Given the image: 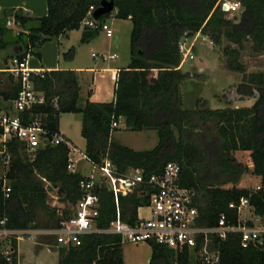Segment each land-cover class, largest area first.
<instances>
[{
	"label": "trees",
	"instance_id": "16d2710c",
	"mask_svg": "<svg viewBox=\"0 0 264 264\" xmlns=\"http://www.w3.org/2000/svg\"><path fill=\"white\" fill-rule=\"evenodd\" d=\"M101 1L48 0V13L42 17L27 15L22 9H5L0 17V50L23 42L24 51L16 55L21 58L35 55L41 59L36 48L70 30L80 29L90 6H99ZM240 1L244 10L239 21H235L226 17L219 0H115L116 16L131 19L133 28L131 62L118 73L114 100L88 99L80 105L78 73L45 70L33 75L35 88L45 101L26 112L27 119L32 121L40 115L52 138L60 131L61 113H82L87 158L98 167L110 159L119 176L131 169H141L149 176L161 172L168 161H178L182 184L194 189L203 225L217 224L224 212L229 222L237 223V209L229 205L238 203L242 197L249 199L255 214L264 216V70L249 72L241 61L240 49L225 47V67L241 74L237 93L243 97L257 92L254 105L211 109L207 101L199 99L196 108L189 110L183 107L181 94L182 83L197 74L180 68L179 41L184 36L201 31L216 45H221L225 37L235 44L252 40L254 49L264 47V0ZM11 17L24 29L16 35L6 25ZM98 30L85 26L82 41L93 39ZM1 86L0 95L5 100L15 98L20 89L13 76ZM121 118L133 131L156 130L158 144L149 150H136L114 140L113 133L118 127L112 124ZM9 149L13 157L7 178L12 191L6 198L0 177V221L6 219L5 227L9 229L58 227L74 212L83 196L80 182L91 177L68 170L71 147L66 143L39 148L33 160L15 140L9 143ZM238 150L251 151V172L261 178L259 189L237 186L249 169L236 157ZM207 155L214 156L213 164L204 163ZM229 183L233 186L227 187ZM53 187L64 208L50 205ZM96 189L101 198L97 219L101 230L109 229L116 221L118 209L122 221L135 225L138 209L149 203L151 192L149 185L135 186L132 192L119 195L117 206L114 192L106 183ZM42 213L49 216L48 221L42 218ZM123 243L119 234L92 232L82 236L80 245L62 247L57 264H124ZM150 244L153 253L149 264H201L188 249L177 252L163 244ZM214 245L220 252L219 264H264L263 250L254 244L243 247L239 233H230L226 239L216 238ZM17 247L14 239L10 260L0 250V264H19Z\"/></svg>",
	"mask_w": 264,
	"mask_h": 264
},
{
	"label": "built area",
	"instance_id": "2783aa9c",
	"mask_svg": "<svg viewBox=\"0 0 264 264\" xmlns=\"http://www.w3.org/2000/svg\"><path fill=\"white\" fill-rule=\"evenodd\" d=\"M219 5L227 18L229 15H241L244 10L240 0H219ZM98 7L90 6L82 25L104 30L107 37H113L114 31L111 26L106 22L100 23L94 17V12ZM7 25L19 28L16 34L21 31L15 18H9ZM199 35H204L203 39L207 41L209 47L215 46L213 39L201 31L194 35L184 36L179 41L180 67L186 61L195 59ZM93 56L106 58L104 54L93 53ZM116 57L117 54L108 56V58ZM0 70L14 75L20 83V89L15 98L0 100V157L5 165V173L1 178L3 179L2 190L5 197L8 198L12 191L7 178L13 157L9 149L11 141L19 142L21 151L30 160L35 158L37 150L41 147L62 143L69 145V142L62 131L55 133L50 138L42 125L40 115H36L32 121H29L25 115L34 105L45 101L44 95L36 90L33 82V75L41 74L43 71H36L29 65V55L25 58L13 55L12 65ZM119 125L120 121H113L114 128ZM76 162V159H72L70 151L69 171L75 172ZM99 169L101 172L99 180L90 178L80 182L83 196L74 209L76 214L73 212L70 216L65 217L58 227L43 231L55 237L57 242L63 246H78L82 242L83 235L104 231L119 234L123 242H156L177 252L188 249L201 264H219L220 252L214 245V240L216 238L226 239L230 233H239L243 247L254 244L264 252V216L254 214L253 217L242 218L241 215L244 207H252L247 197H242L238 203L232 202L229 205L230 208L237 209V223L229 222V217L224 212L219 216L217 224L213 226L201 224L202 217L195 201L194 189L182 184V167L178 161H168L161 172H154L149 176H145L141 169H131L127 174L119 176L116 166L110 159H105ZM103 182L114 192L117 206H119L120 194L126 195L139 185L151 187L149 203L139 207L138 221L135 225L122 221L118 209L117 219L111 223L109 229L101 230L97 227L101 198L96 187ZM259 188L260 185L256 187V189ZM143 208H147L149 216L142 214L141 209ZM5 222L6 219L0 221V236H4L6 239L27 232V229H9L5 227ZM11 252L12 248L4 251L8 260L11 259Z\"/></svg>",
	"mask_w": 264,
	"mask_h": 264
},
{
	"label": "rangeland",
	"instance_id": "374dc122",
	"mask_svg": "<svg viewBox=\"0 0 264 264\" xmlns=\"http://www.w3.org/2000/svg\"><path fill=\"white\" fill-rule=\"evenodd\" d=\"M240 16L241 15L238 14L229 15L228 17L235 19V21H239ZM98 20L100 23H108L114 31V36L107 37L105 31L99 29L98 35L93 38V44L83 42L82 35L84 28L82 25L79 30L71 32V41L67 43V45H69L67 49L63 51V44H60L62 51L60 55L61 66L82 64L84 66L111 65L126 68L130 65V43L133 21L131 19L118 18L116 16V8L111 13L103 15ZM11 29L15 35L19 30L17 27H11ZM203 37L204 35H199V41L197 42L195 51V59L186 61L183 64V72H196L197 74H193L182 83L181 94L183 93L182 95L186 97L184 99V103L187 107L191 106L193 103V106L196 108L199 97H202L208 101L210 108L217 109L227 106V103L220 98V95L228 89H232L237 93L236 87L239 84L238 81H240L238 78L239 73L227 69L224 65L226 56L223 55V51L225 47L240 49L241 61L244 63L249 72L264 70V47L262 49H254L252 40L248 39L244 40L242 44H235L224 37L221 45L215 44L212 48L209 47L207 41H205ZM60 41H62V43L65 42L64 39H61ZM16 49L22 53L24 51L23 42H19L0 53V57L2 59V66L0 67H5L7 63L8 65H12V56L16 54L14 53L16 52ZM72 51L73 53L74 51L77 53L75 59H69V55ZM92 52H96L97 54L105 53L106 60H103L100 57L95 59L91 55ZM114 53L117 54V58H108L109 55ZM33 56L34 58H39L35 55ZM5 76L6 75L0 73L1 80L6 78ZM82 77H84V80L90 81L89 76L82 75ZM86 88L87 85L83 84V93H85ZM84 103V98L81 96L79 104L84 105ZM82 127V113H61L59 119V129L65 133L66 139L72 148V159L77 160L75 171L87 176H92L95 180H99L101 178L99 167L94 165L86 156V139L82 134ZM114 133L117 138L115 139L116 141L128 145L136 150L152 149L159 141L158 136L155 139L147 131H133L129 129L125 122V118H121L120 125ZM73 148L76 152H74ZM213 157V155H207L204 159V163L208 165L213 164ZM4 173L5 165L3 159L0 157V177H3ZM247 173H251L250 167ZM254 177H248V180L245 182L251 187L250 189L253 190L256 189V187L252 186L257 183V180ZM231 186V183L227 184V187ZM49 195V203L51 206L58 207L62 204V201L57 195V189L54 187L51 188ZM146 209L147 208H143L142 211H146ZM250 211L251 209L249 207H244L241 214L242 218L252 217V213H250ZM41 216L45 221H48L49 216L47 214L42 213ZM46 229L49 228H29L26 233L19 236L8 237L9 239H6L4 236H0V250L4 254L6 249H11L15 239L18 243L17 252L19 264H57L62 257L61 248H67V246H63L61 243L57 242L52 235L43 232L46 231ZM40 251L41 253L38 255Z\"/></svg>",
	"mask_w": 264,
	"mask_h": 264
},
{
	"label": "crops",
	"instance_id": "0c3cea01",
	"mask_svg": "<svg viewBox=\"0 0 264 264\" xmlns=\"http://www.w3.org/2000/svg\"><path fill=\"white\" fill-rule=\"evenodd\" d=\"M8 8L22 9L26 12L27 15H31L35 17H42V16L47 15L48 13V0H0V17H3L5 9H8ZM11 18H14V17H11ZM11 27H15V26H10V28ZM21 30H24V29L21 28ZM76 30H79V29H76ZM72 31H75V30H70L66 34L61 35L58 39L48 41L44 43L40 48H36L35 51L39 52L42 58L41 59L34 58L33 55H29V65L36 71H45V70H49V71L50 70H74L76 71L80 78V85H81L80 97L82 96L84 98V102L88 99L93 102H110L114 100L118 73L122 69L121 67L111 66V65L84 66L82 64H76L73 66H61L60 55L62 51H61L60 44H63L62 46L63 51L69 47L67 43L71 41ZM61 39H64L65 42L62 43V41H60ZM93 42H94L93 39H91L87 43L93 44ZM2 51L3 50H0V53ZM93 53H96V52H92L91 54L92 57H94L95 59H98V57L93 56ZM102 54L105 55V53H102ZM76 55L77 53H75V51L73 53L72 51V53L69 55V59H75ZM103 60H106V58ZM1 64H2V59L0 57V66H2ZM6 66H8V63L6 64ZM1 68H4V67H0V69ZM180 68L182 70L183 65ZM0 72H2L3 75H6L5 76L6 78L1 80L2 86H5L6 82L11 76L15 78L14 75L4 72L3 70H0ZM82 75L89 76L90 81L84 80L83 79L84 77H82ZM238 78L239 80L241 79L240 74ZM238 83H240V81H238ZM83 84L87 85V88L85 89V93H83ZM182 96H183V107L189 110L195 109V107L193 106V103L191 106L187 107L186 104L184 103L185 102L184 99L186 97H184V95ZM257 97H258L257 92L252 96L242 97L240 94L236 93V91L232 89H228L222 95H220V98L227 103V106L217 108V109H224L227 107H234V108L251 107L256 102ZM199 99H203V98L199 97ZM0 100H4L1 95H0ZM203 100L207 101L205 99ZM207 106L209 107L208 101H207ZM142 131H147L155 139L158 136L157 131L153 129L142 130ZM113 139L114 140L117 139L115 136V133H113ZM73 150L74 152H76L74 148ZM235 155L240 161L249 165L252 171L253 162L251 158V151L238 150L235 152ZM88 177L92 178V176H88ZM248 177H254L257 180L256 185L252 187H257L258 185H260L261 178L257 175L252 174L251 172V173L245 174L244 177L237 184V186L251 188L245 183L248 180ZM249 208L251 209L250 213H252V217H253L255 214L254 210L252 207H249ZM141 212L144 216H149V211L147 209L146 211H142L141 209ZM246 218H249V217H246ZM122 248H123L124 264H149L150 263V260L152 258V253H153L152 245L150 243L148 242H140V243L124 242ZM41 251L38 253V255L41 253Z\"/></svg>",
	"mask_w": 264,
	"mask_h": 264
},
{
	"label": "water",
	"instance_id": "95a60500",
	"mask_svg": "<svg viewBox=\"0 0 264 264\" xmlns=\"http://www.w3.org/2000/svg\"><path fill=\"white\" fill-rule=\"evenodd\" d=\"M115 8H116V2H115V0H102L100 2L99 7L94 12V17L96 19H99L103 15H106V14L111 13ZM14 53L19 54L20 52L18 51V49H16V52H14ZM16 54H14V55H16ZM64 207H65V204L64 203H62V204H60L58 206V208H64ZM74 214H76V213L74 212Z\"/></svg>",
	"mask_w": 264,
	"mask_h": 264
}]
</instances>
